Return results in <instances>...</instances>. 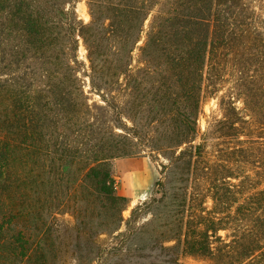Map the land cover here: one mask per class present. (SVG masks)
I'll return each mask as SVG.
<instances>
[{
	"label": "trees",
	"instance_id": "obj_1",
	"mask_svg": "<svg viewBox=\"0 0 264 264\" xmlns=\"http://www.w3.org/2000/svg\"><path fill=\"white\" fill-rule=\"evenodd\" d=\"M79 1L0 0V264H264V0ZM229 68L250 119L222 106L214 156ZM143 156L166 162L126 219L115 162Z\"/></svg>",
	"mask_w": 264,
	"mask_h": 264
},
{
	"label": "rangeland",
	"instance_id": "obj_2",
	"mask_svg": "<svg viewBox=\"0 0 264 264\" xmlns=\"http://www.w3.org/2000/svg\"><path fill=\"white\" fill-rule=\"evenodd\" d=\"M76 7L79 18L85 23L89 22L90 15L88 13L86 2L80 0L77 2ZM154 13H152L146 21L145 32L149 28ZM145 32L143 37H145ZM86 54V49L81 43L79 56L80 59L85 62L86 70L89 72V62ZM84 79L87 84L85 90L89 91V78L84 77ZM205 95L203 113L200 117L199 124L201 133H207L205 138L207 139V146L210 154L216 156L219 149H226L228 146H233L232 144H225L223 139H219L214 133V124L223 118L224 112L222 106L227 105L228 103L233 104L241 116H246V119H250L248 116L250 113L245 108L242 90L237 87L235 72L230 68L227 69L218 80L215 89L212 90L211 87H207ZM90 98L94 101H100V98L97 95H90ZM165 162L166 161L163 158H160L159 161H153L148 156L120 158L116 160V175L120 184L119 193L128 197L131 201L130 207L123 212L124 218H129L131 210L136 205L151 197L154 185L160 179L161 165ZM59 220L61 224L73 223V218L70 215L60 216ZM220 234L224 236L226 233L222 231ZM181 262L186 264H209L208 261L191 257H182ZM64 264L72 263L70 259H67Z\"/></svg>",
	"mask_w": 264,
	"mask_h": 264
}]
</instances>
